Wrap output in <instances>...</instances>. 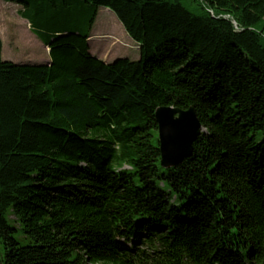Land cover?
Listing matches in <instances>:
<instances>
[{"label":"trees","instance_id":"1","mask_svg":"<svg viewBox=\"0 0 264 264\" xmlns=\"http://www.w3.org/2000/svg\"><path fill=\"white\" fill-rule=\"evenodd\" d=\"M4 1L50 61L3 60L0 37V264H264V0H46L84 31ZM99 7L138 59L90 52ZM159 106L204 128L170 168Z\"/></svg>","mask_w":264,"mask_h":264},{"label":"rangeland","instance_id":"2","mask_svg":"<svg viewBox=\"0 0 264 264\" xmlns=\"http://www.w3.org/2000/svg\"><path fill=\"white\" fill-rule=\"evenodd\" d=\"M1 1H3L0 3L1 58L14 63H29L35 58L40 59L43 57L45 54L44 50L38 49L32 41V39L37 38L34 35L35 32L29 28V24L25 20L24 14L26 15V13L20 12L23 7L22 4ZM29 1L31 3L27 9L32 15L34 14L35 20L30 19L32 23H39L38 25L42 23L47 27L62 28L69 31L77 28L82 31L85 30L86 26L83 20H86L87 15H85V19L83 15L82 18L77 17L76 14L70 12L74 8L67 10L61 8L57 1H55L56 6L54 7L45 6L46 0ZM36 12L38 13L36 14ZM104 33H111L117 39L108 50L111 53L109 62L120 57L130 60L138 59L139 51L136 42L125 32L112 11L105 7H99L91 28V34L97 36L91 35L92 41H89L90 52L93 55L100 54L102 56L103 53H106L108 44L104 46L103 40L100 39L102 36H106Z\"/></svg>","mask_w":264,"mask_h":264},{"label":"water","instance_id":"3","mask_svg":"<svg viewBox=\"0 0 264 264\" xmlns=\"http://www.w3.org/2000/svg\"><path fill=\"white\" fill-rule=\"evenodd\" d=\"M154 118L157 124L160 165H179L192 152L197 138L204 132L193 107L159 106Z\"/></svg>","mask_w":264,"mask_h":264},{"label":"crops","instance_id":"4","mask_svg":"<svg viewBox=\"0 0 264 264\" xmlns=\"http://www.w3.org/2000/svg\"><path fill=\"white\" fill-rule=\"evenodd\" d=\"M1 2H3V1H1L0 0V3ZM5 2V1H4ZM7 3V2H6ZM106 10V9H105ZM27 21V20H26ZM27 23H28V21H27ZM29 28H30V26H29ZM32 34V33H31ZM102 34V33H101ZM106 36H102V38H100V39H102L103 40V42H104V46H106L107 44H108V48H107V51H106V53H103L102 54V56H100V54H97V55H95L96 57H98V58H100V59H102L103 61H105V62H109V58H110V51H108L109 50V48H110V46H111V44L114 42V41H116L117 39H116V37H114V35L113 34H107V33H104ZM35 35V34H34ZM91 35H93V34H91ZM33 36V35H32ZM93 36H97V35H93ZM35 37L37 38V39H32V41L34 42V44L38 47V49H43L44 50V52H45V54H44V56L43 57H41L40 59H37V58H35L34 60H31V61H29V63H38V64H42V63H45V64H47L49 61H50V58H49V48H48V46L38 37V36H36L35 35ZM113 37V38H112ZM31 38H33V37H31ZM109 42V43H108Z\"/></svg>","mask_w":264,"mask_h":264}]
</instances>
